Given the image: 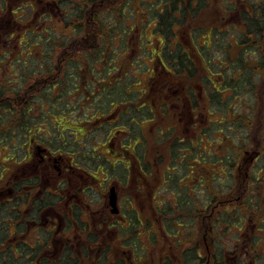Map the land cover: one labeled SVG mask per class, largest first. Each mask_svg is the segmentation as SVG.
Returning <instances> with one entry per match:
<instances>
[{"label":"flooded vegetation","instance_id":"flooded-vegetation-1","mask_svg":"<svg viewBox=\"0 0 264 264\" xmlns=\"http://www.w3.org/2000/svg\"><path fill=\"white\" fill-rule=\"evenodd\" d=\"M2 1L0 0L1 4ZM5 1L11 6L4 23L13 27L10 30L13 33L19 30L17 26L20 24L18 19H14L13 8L24 2ZM226 4L225 2L222 7V12H225L224 27L216 28L217 23L201 28L203 36H207L203 46L197 44L199 39L195 40V30H179L185 24L183 23L173 30L175 47L174 43L173 46L170 43L168 46L165 41L159 39V35H164L166 40L168 37L161 30L158 18L149 21L144 13V19H141L138 25L136 18H129L133 13L136 16L137 9L135 5L128 4L130 7H125L129 18L127 27L121 30L124 35H115L111 39L112 43L116 40L123 42V49L117 52V58L115 50L112 58L104 56L103 60L107 61L108 65L101 63V67L96 66L85 87L87 90L76 95L74 99L65 98L67 102L73 101L72 104H66V117L47 114V117L40 119L37 124L39 137H34L33 143L28 144L25 158L18 160L14 156L11 165L5 166V171L12 166L15 170L6 180L0 182V207L6 203L11 210L10 215L17 214L18 217L28 213L27 216L24 215L28 229L32 228V232L47 233L53 248L45 250V256L58 259L68 255L74 260L77 256L80 264H95L93 260L104 262L103 264L180 262V249L186 251L189 247L186 248L177 241L176 233L181 230L182 234H185L187 227L181 229L183 225L178 224L176 218L180 211L176 204L178 200L192 196V189L187 186L190 182L187 172L194 169L184 171L179 163V155L178 159L172 161L170 150L176 142L183 147L189 146L187 142H192L191 145L197 147V150L187 154H192L193 160H205L206 155H210L206 147L210 146L212 132H204L209 130L212 122L209 119L210 106L205 97L207 87L203 81H196L194 71L196 65L200 66L197 67L196 77L198 80L202 78L210 82L215 73L208 66L206 56L218 61L221 57H229L230 52H233L229 47L224 48V42L222 45L217 39L218 33L227 32L230 35L229 41H233L236 37L233 35L235 29L239 32L238 28L232 26L238 21L228 15L234 14L238 20L239 13L229 11ZM94 6L96 5L92 8ZM92 11L94 14V9ZM2 17L1 13L0 22ZM102 22L104 27H112L104 18ZM96 27V23L93 24L94 32L91 31L82 44L76 40L73 45L76 44L74 46L77 48L89 47L88 51L100 48L105 55L113 45H109L106 37H103ZM150 27L151 33L148 35L147 30ZM182 32L188 34L187 41L179 34ZM85 35L81 37L84 38ZM11 38L12 36L7 35L0 36L5 43H9ZM73 45L71 47H74ZM202 47L206 51L202 50ZM212 47L215 48L214 51ZM70 48L65 50L66 53H69ZM63 52L59 51L62 57L58 60L65 71L67 68L64 63L70 55L63 56ZM82 60L77 62V68L76 62H70L73 70L68 71L76 70L83 78V75H87L91 70L85 69ZM224 61L226 59H221L220 65ZM57 66L55 62L58 70ZM201 67L203 73L199 75L198 69ZM85 70L86 73L83 74ZM149 73V76L142 78V75ZM60 77L61 75L51 73L50 81ZM45 83L47 86L48 83ZM37 84L40 83L35 82L29 85L28 89ZM83 84L85 85L84 82ZM78 85L81 89L82 84ZM135 85L140 88H133ZM151 92L159 95L160 102L155 101ZM76 109L80 112L74 113ZM158 111L161 115L169 117L157 119ZM157 121V130L149 127V139L146 125L157 124ZM218 124L216 123V126ZM57 125L58 128L55 127ZM59 129L62 131H58ZM19 133L18 129L14 132L16 137L11 135L10 138V142L14 143L12 150L16 153L21 142ZM68 135H73L79 146L70 142ZM87 145V150H84ZM157 145H166L167 150L165 155L159 154L158 158H155L150 156V147ZM189 150L192 151V147ZM261 150H256L255 146L252 151L245 150L248 156L243 161L240 159L237 167L240 176L241 168L248 162L246 175L240 178L242 183L245 177L249 181L248 176L250 177L253 167L257 173L261 168L256 163L262 158ZM5 151L7 152L6 149ZM182 152L186 153L187 150L183 148L180 156ZM97 154H101L100 158L95 156ZM5 159L6 156H1L0 163ZM205 166L191 175L201 171L204 174ZM196 184L201 185V181ZM112 195L115 197L114 201ZM218 210L205 212L204 219L208 217L210 220L212 215H218ZM206 222L207 220H204V227L197 230V241L200 245L197 253L204 262L202 264L211 262L210 232L213 227L212 221L205 225ZM15 225L13 221L6 223L0 219L1 242L6 235H3L4 231ZM132 227L133 231L138 233V238L134 237L133 240ZM247 231L245 235L259 234L254 227L247 228ZM240 235L243 236L244 233ZM2 247L0 245V249ZM231 249L228 259L235 263L238 257L235 255V246ZM247 264L253 262L247 261Z\"/></svg>","mask_w":264,"mask_h":264},{"label":"trees","instance_id":"trees-1","mask_svg":"<svg viewBox=\"0 0 264 264\" xmlns=\"http://www.w3.org/2000/svg\"><path fill=\"white\" fill-rule=\"evenodd\" d=\"M168 1L172 6L169 7L167 4L168 9L164 6L161 11L165 13L162 14L161 11L156 10L155 5L147 8V5L142 3V0H30V2L22 0L24 3L12 12L14 19L19 18L20 16H17V14H23L24 9L29 6L32 8V12L27 23H32L33 16L38 18V22H41V20H48L50 22L56 16L59 18L57 21L62 20L63 25L58 26V22L55 21L45 26L34 28L35 24H31L29 27L20 28L17 31H13V33L10 32L13 29L12 26L2 25L0 28V36H12L9 43H5L3 42L4 40L0 39V157L6 156L4 162L1 161L0 163V182L6 180L15 170V167L12 166L5 171V166L7 164L11 165L10 162H12L14 156L18 160H23L26 156L28 144L33 143L34 137H39V129L37 128V124L40 123L39 120L47 117V114L65 116L66 104L73 103V101H65V98L68 100L74 99L76 95L84 93L87 90L85 87L91 79L96 66L101 67V63L107 64V61L103 60L104 56L108 59L112 58L113 51L115 50V58H117L118 50L115 48L116 42L112 43L111 41L115 36V31L112 27H104L102 25V19L106 14L111 15L116 12L114 14L117 15L122 24L124 20L121 17L125 12L128 15L125 7H130L128 4H133L137 9L136 16H134V13L131 15L129 13V18H136L135 20L138 25L144 13L148 16L147 19H150L149 21H154L158 18V24L162 27L161 30L168 37L166 43L168 46L169 43L172 46L175 42V39L173 41L175 37L173 33L174 28L188 21L187 19L190 17L188 13L190 11L194 14L196 10L202 8L205 4L204 0H193L197 2V5L192 8L190 3L192 1ZM2 2L3 7L7 8V2L5 0ZM160 2L164 3L163 0ZM226 3L229 11L239 13V22L236 23L238 25L230 24L234 28H238L239 32L237 33L235 29L233 35L236 37H234L233 41H229L228 37L230 35L227 32H223V34L218 33L217 39H219L221 44L224 42V48L229 47L230 51H234L236 45L242 47V51L239 53L240 56H238L237 62L232 61L230 64H226V60L220 65V60L214 61L206 56L207 64L212 68L215 76L213 79L210 78V82L202 80V78H200L199 82L203 81L206 84L205 97L210 106V113L216 109L218 110L217 106L221 102L222 94L228 89L236 90L237 88H244L247 93H252L253 87L256 85V82L252 79L264 70V58L260 67H258L260 73L254 69V74L248 68L252 64L249 59L250 54H255L257 51L264 54L263 49H260L264 43V0H226ZM67 5L70 8H67ZM93 5L96 6L92 8ZM92 9H94V14L87 19L86 15ZM175 9L182 11L181 16L185 14V17H177L174 23L169 24L168 22H171L173 17L171 11ZM36 10L37 15L34 14ZM70 11L75 12L77 17L69 19L68 16L72 15L69 13ZM106 11L107 13H105ZM167 11L170 12V17H168V14L166 15ZM95 23L97 25L95 29H99L100 34L106 37L109 45H113L114 48L106 51L105 55L102 54L100 48L88 51L89 47L82 48L79 46L77 48L74 46L76 44L73 45V42L76 40H79L82 44L91 31L94 32L92 26ZM126 27L127 25H123L120 29L123 30ZM69 28L71 29L68 30ZM118 30H116L117 36L123 37L124 33L121 30L117 32ZM85 32H87L86 35ZM213 33H215V30H213ZM84 35V38L81 37ZM72 45L74 47H71ZM69 48V53H66L65 50ZM180 49L179 46L178 50ZM60 50L64 51L63 56L66 54L70 55V57L76 56L75 58L69 57L65 61L64 66L67 68L65 71L58 60L62 57L59 53ZM202 50H205V48L203 49L202 47ZM43 52H47V54ZM39 59H42V61L38 66L37 61ZM81 59H83L82 64H84L85 69L89 68L91 70L87 75H83V78L76 70L73 72L68 71L73 70L70 62H76L75 68H77V62ZM55 62H57L58 70L55 67ZM197 67L199 66L196 65L194 71L195 79ZM51 73L57 76L61 75V77L50 81ZM85 73L86 70L83 71V74ZM242 76H245L242 85H235L234 81ZM196 81L198 80L196 79ZM35 82H39L40 84L28 89L29 85ZM44 82L48 83L47 86L44 85ZM80 83L82 84L81 89L80 85H78ZM234 113L236 114V112ZM244 117V114L238 111L234 119L236 122H240L241 128H244L245 125H250V120L246 121ZM228 122L232 123L229 120ZM55 127L58 128V125ZM18 129L20 130L19 138L21 142L17 147L18 153H16L12 150V144L14 143L10 142V138L11 135L16 137L14 132ZM58 131L62 130L59 129ZM204 132L208 133L209 130L206 129ZM213 132L214 129L212 130ZM213 140L211 137L210 143ZM233 142L236 144L231 146ZM242 142L230 137L217 138L216 143L220 147V157L215 156L213 162L207 158L205 160H193V155L187 154L197 150V147L195 148V146L191 145L192 142H187L189 146L185 147L178 145L177 142L172 145L170 150L172 161L180 157L179 163L184 171L187 172L189 168H193L194 171L192 172L194 173L195 170H202L206 164L204 174L202 171L194 175H191L192 172H187V177L189 173L190 180L187 186L192 189H189L192 196L189 192V198L178 200L176 204V208L178 207L180 211V215L176 218L178 224L183 225L180 227L181 229L187 227L185 228V234H182L181 230L176 233L177 241L180 245H184L186 248L187 246L189 247L186 251L180 249V262L178 264L204 263L197 253L200 247L197 241L199 234L197 230L204 227L202 224L204 220H207L205 225L212 221L213 227V230L210 232V239L212 240V243L210 242L211 250H213L211 252L210 264H247V261L253 262V264H264V136L262 137V158L260 157L261 160L258 159L256 162L261 168H259L258 173L256 169H253L250 172V177L248 176L249 181L245 177L243 183L240 181L241 177L238 176V163L240 159L243 161L248 156L245 150L252 151V148L257 144L255 145L256 139H253V136L246 138ZM191 147L192 151L189 150ZM183 148L187 152H182L180 156V151ZM178 155L179 157H177ZM95 156L100 158L101 154ZM6 160L9 162H6ZM221 161L226 163V167L222 170L220 166V171L216 172L214 167L218 169L217 166L221 164ZM223 173L228 179L227 184H223L218 179L219 174ZM198 181H201V185L196 184ZM216 182H218V185ZM214 209H219L218 215H212L210 220H208V217L204 219L205 214ZM10 212L11 210L6 203L3 207H0V219H2V222L8 223L9 221H13L16 224L14 226L15 232L14 227H9L3 233V235H6L2 238L3 242L0 241V245L3 246L0 249V264H37L39 258L38 264H80L77 256L75 260L71 257L69 258L68 255L66 258L58 259L45 256V250L53 248L51 246V238H48L46 232L44 234L42 232H32V228L28 229V222H25L26 219L24 218V215L27 216L28 213L20 214V217H18L19 215L17 214L10 215ZM201 214L202 216H200ZM245 227L250 229L254 227L259 234L245 235L248 232ZM235 229L242 234L244 233V235H240ZM186 231L188 232L186 233ZM132 234L131 240L134 237L138 238V233L133 231V227ZM221 234L232 235L229 246L228 243L225 246L222 245ZM234 246L235 255L238 256L235 263L233 260L228 259V253L232 251L231 248ZM232 255L234 256V254ZM93 262L95 264L104 263L97 262L96 260H93Z\"/></svg>","mask_w":264,"mask_h":264},{"label":"rangeland","instance_id":"rangeland-1","mask_svg":"<svg viewBox=\"0 0 264 264\" xmlns=\"http://www.w3.org/2000/svg\"><path fill=\"white\" fill-rule=\"evenodd\" d=\"M160 1L161 0H142V3H145L147 5V8H150L151 5H155V8L156 9L158 8V11H161L164 6L167 7V4L169 5V7L172 6L169 3V1L167 2V0H163V2L165 3V4L163 3L164 5ZM189 1L193 2V5H192V2H190L192 8H194L197 5L196 1L187 0V2H189ZM204 1H205L206 6L204 4L203 7L196 10L194 14L192 13V11H190L188 13V14H190L189 15L190 17H188V19L186 18L188 21L185 22V24H183L179 28V30H181V31H185V30H189V29L195 30L196 31L195 40H196V38H198L199 40H198L197 44L201 45V46H203L204 42L207 40V36H203L202 32L200 31L201 28H204L205 26H211V25L217 24V23L218 24H217L216 28H220V27L225 26L224 20H223V16H224L225 12L224 13L222 12V7H223L224 3L226 2V0H224V1L223 0H204ZM229 1H231V0H229ZM15 3H19V2L16 1ZM21 4H23V3H20L18 6H20ZM10 6H7V8H4L3 2H2V4L0 2V14L1 13L3 14L2 21L0 22V25L1 24L5 25V23H4V21L6 20L5 16H6V14H9ZM17 7L13 8V10H15ZM67 8H70V6L67 5ZM167 9H168V7H167ZM37 10L34 12V14H36V15H37ZM31 12H32V8L27 6L24 9L23 14L22 13L17 14V16H20L19 18H17L18 22L20 23L17 26V29H20V28L24 29V27H29L31 24H35L34 28H39V27L45 26L47 24H50L52 22H55L59 19L56 16H54V19L50 22L48 20H41V22H38V18L33 16L32 23L30 24V22L27 23V21H28V18L30 16ZM69 13L72 14L71 16H68L69 19H74L77 17L75 15V12L70 11ZM114 13H116V12H114ZM114 13L111 15L106 14L104 16V20H106L108 22V24L112 25V28L115 31V35H117L116 30L119 29L117 31V32H119L121 30L120 28L123 27V25H125V26L127 25L128 15L126 14L127 12H125L123 14L121 19L124 21L121 24L120 19H118L117 15ZM161 13L164 14L165 12L161 11ZM171 13H172L173 17H172V21L168 22L169 24L174 23L176 21L177 17H179V18L185 17V14H184V16H181L182 11H179L178 9H175L174 11L172 10ZM149 14H151V12H149ZM167 14H168V17H170L169 11L166 12V15ZM54 15H56V14L54 13ZM228 15L231 18H234V19H236V21L239 22V19L237 20L236 15H234V14H228ZM86 16H87V19H89L90 16H93V11L90 10ZM141 19H144V14H143ZM62 25H63V22L59 21L58 26H62ZM111 25H109V26H111ZM115 25H116V27H115ZM151 28L152 27H150L147 30L148 35H150V33H151ZM70 29L71 28H69L68 30H70ZM179 34H181V36H184V38H183L184 40L187 41V39H189L187 33L182 32ZM159 39H161L162 41H165V43H166V38L164 35L163 36L159 35ZM177 39H180V38L177 37ZM115 42H117L116 46L114 45L116 50H118V51L122 50L123 49V42L117 41V40ZM172 46H173V44H172ZM174 47H175V42H174ZM197 48H198V46H197ZM34 49H36V48H34ZM214 49L215 48L212 47V51H214ZM260 49H263V51H264V43L262 44V47ZM234 51H233L234 53L232 52V54L230 52L229 57H226V58L221 57L219 60L226 59L227 60L226 64H230L232 61L237 62V59L239 58L238 56H240L239 53H240V51H242V47H239L236 45ZM43 53L47 54V52H43ZM263 58H264V54H262L258 51L255 54H250L249 59L252 62V64L250 66H248V68H250L251 71H253V72L255 69L256 72L260 73L258 67H260V64H261ZM46 59L48 60L47 57H46ZM41 61H42V59H39L37 61L38 66L41 63ZM198 72H199V75H202V73H203L202 67L198 69ZM254 74H255V72H254ZM149 75H150V73L147 75H142V78L144 79L146 76H149ZM196 79L198 80L197 77H196ZM243 80H245V76H242L241 78L236 79L234 81V84L238 85V86L242 85ZM252 80H254L256 82V85L253 87L252 93H249V92L247 93L244 88H237L236 90L228 89V90L224 91V93L222 94L221 102L217 106L218 110L216 109V110L211 112L209 119L212 120V122L210 124L209 131L212 132V130L214 129V132L212 134H210L214 140H213V142L211 141L209 147H206V150L210 151V155H206L205 158L211 160L212 162L214 161L215 156L220 157V155H219L220 147L218 146V143H216L217 138L230 137L231 139H235L236 141L239 140L241 143H243L242 141L246 140V138H249V137L251 138V136H253V139H256V143H255V145L257 144L255 146L256 150H260V148L262 149V137L264 136V70H263V72L261 71L260 74L255 76ZM133 88L139 89L140 86L135 85V86H133ZM159 88L160 87L158 86V89ZM135 89H133V90H135ZM150 94L152 95L153 92H151ZM152 97L155 99V101L158 100L160 102V100H161L158 94H153ZM171 111L173 112V109H171ZM238 111L242 112L244 114V116H245L244 119L246 121L250 120L249 121L250 125H247V126L245 125L244 128H241L240 122L239 121L236 122V120H234ZM79 112H80L79 109H76L74 111V113H79ZM234 112H236V114ZM226 114H228V116H226ZM162 117H169V116L161 115L158 111V116L156 118L160 119ZM225 120L227 122H225ZM228 120L231 121L232 123L228 122ZM216 123H219L217 125V127H216ZM146 126H147L148 131H149L148 138L150 139L151 132H150L149 127L151 126V128H153L154 131L157 130L158 129V121H157V124L148 123ZM67 139L70 142L74 143L75 145L79 146L78 141H76L74 139L73 135H68ZM235 144L236 143L233 142L231 146H234ZM87 147H88V145L86 146V148L84 150H87ZM166 150H167L166 145L164 147H160L158 145L150 147V156L158 158L159 154L165 155ZM246 163L248 164V162H246ZM247 164H245L241 168V171H240L241 179L246 175ZM220 166H221L222 170H224L226 167V163L221 161V165L219 164L217 166L218 169L214 167V170L216 172L220 171L219 170ZM253 169H255V168L253 167ZM248 171L249 170H247V173H248ZM218 179H220V182H222L223 184L228 183V179L226 178L224 173L219 174ZM216 184L218 185V182H216ZM223 231H221V232L223 233ZM220 237L222 240L221 241L222 245L225 246L226 243H228V246H229V244L231 242L232 235L231 234H229V235L228 234H221ZM211 252H213V250H211Z\"/></svg>","mask_w":264,"mask_h":264},{"label":"water","instance_id":"water-1","mask_svg":"<svg viewBox=\"0 0 264 264\" xmlns=\"http://www.w3.org/2000/svg\"><path fill=\"white\" fill-rule=\"evenodd\" d=\"M113 196V195H112ZM115 197L113 196V201H114Z\"/></svg>","mask_w":264,"mask_h":264}]
</instances>
